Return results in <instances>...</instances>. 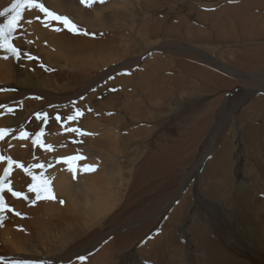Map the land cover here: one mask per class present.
Segmentation results:
<instances>
[{
  "label": "bare ground",
  "instance_id": "6f19581e",
  "mask_svg": "<svg viewBox=\"0 0 264 264\" xmlns=\"http://www.w3.org/2000/svg\"><path fill=\"white\" fill-rule=\"evenodd\" d=\"M12 1L0 0V12L10 9L0 18V24L15 15ZM60 1L41 0L50 11L70 16L82 28L110 29L109 33L114 27L117 32L111 31L113 38L106 39L105 35L96 41L83 33L66 37L49 34V27L34 22L37 16L43 17L42 13L35 8L19 10L10 42L17 47L22 36L18 28L28 27L27 44L37 49L45 67L27 56L19 61L0 49V104L9 102L6 107L14 110L0 109V128L10 129L0 140V156L24 165L20 168L13 164L7 177L13 191L24 195L15 197L6 188L0 191L4 202L14 210L0 211V255L5 256L7 264L19 260L54 264L71 253L72 264H126V258L117 253L137 245L136 252L156 264H264V12L250 11L264 6V0H104V7L115 8L107 15L104 7L97 5L100 0L93 2L97 5L94 7L88 3L89 10L75 0ZM87 43L92 47H86ZM142 56L145 58L140 61ZM44 70L50 74L44 76ZM229 80L235 85L257 82L262 89L253 92L242 88L233 97L209 95L206 104L198 107L201 97L195 92L203 90V82L205 90H216ZM95 83L97 88L89 90ZM53 89L61 94H52ZM85 91L88 93L83 97ZM27 94L39 95L43 101L62 99L60 102L66 101L69 108L77 107L83 113L70 120L68 117L75 113L66 109V149L61 147V135L54 137L53 133L40 137L44 145L50 141L51 150L35 147L29 137L17 138L21 127L27 131L35 126L46 132L47 125L55 122L43 124L35 118L37 115L33 118L29 112L35 113V104L31 101L13 103ZM238 96L242 100L235 105ZM218 106L219 112H213L212 108ZM174 110L178 112L172 117ZM210 116L220 139L208 136L204 141L203 121ZM232 121L240 126V145L233 143L236 133L230 127ZM163 124L170 128L178 124L181 131L184 129L179 139L196 136L195 155L201 149L211 154V163L200 177L197 174V182L208 185L213 198L209 221L204 217L209 203L201 199L192 206L189 199L177 198L172 208L168 205L171 210L159 218L151 215L154 203L145 209L154 197L149 195L146 202L141 199L146 192L139 188V174L148 170L150 181L159 176L163 163L156 156L170 147L163 137ZM71 128L90 134L68 131ZM42 150L46 153L38 156ZM238 153L241 159L234 160ZM64 155L85 159L75 162L64 159ZM47 158L49 161L43 164ZM73 163L77 166L75 178L69 170ZM38 164L44 167H35ZM83 165L95 168L81 170ZM8 166L7 159L0 160V176ZM25 168L37 176L38 186L41 180H47L51 192L59 187L64 210L56 200L60 196L36 200L35 193L28 192L27 186L33 181ZM239 176L242 180L237 179ZM122 201L124 209L117 206ZM134 201L139 202L142 212L139 218L142 214L151 217L141 222L138 230L149 227L151 231L142 238L139 232H128L129 242L115 235L135 221L134 214L129 215L131 221L125 217ZM218 202L225 205L226 214L216 210ZM190 208L193 217L188 216ZM201 209L204 216L199 213ZM55 212L65 215L67 221L60 216L52 218ZM6 216H10L9 224L5 223ZM188 222L192 225L185 227ZM198 222L207 229L204 231ZM181 225L186 242L179 233ZM28 228H34V233H27ZM135 238L139 239L137 244L132 243ZM66 245L69 249L65 253ZM111 245L116 256L110 253ZM80 256L85 259L81 261ZM130 263L143 264L138 260Z\"/></svg>",
  "mask_w": 264,
  "mask_h": 264
},
{
  "label": "rangeland",
  "instance_id": "374dc122",
  "mask_svg": "<svg viewBox=\"0 0 264 264\" xmlns=\"http://www.w3.org/2000/svg\"><path fill=\"white\" fill-rule=\"evenodd\" d=\"M75 1L80 6L86 8L87 10H89L88 8H90V7H89L88 4H82L80 2V0H75ZM14 2H15V0L12 1V3H14ZM37 2L42 3L41 0H37ZM60 2H66V0H62ZM90 2H92V4H93V2H95V0H92V1L90 0ZM102 4H104V2L103 3L100 2L97 5L99 7H102V6L104 7V5H102ZM94 5L97 6L96 4H93L92 6L94 7ZM90 6H91V4H90ZM114 9L115 8L112 7V6H105L104 7V12L107 15V14H109V11L110 10H114ZM255 9H257V11H259V12H264V6H258V7H255L254 9L250 8V11L251 10H255ZM19 10H21V9H19ZM37 11L39 12L38 9H37ZM7 12L10 13L9 11H7ZM7 12H4L3 11V15L0 16V18L6 17L7 16V14H6ZM53 12H55V13H57L59 15H62L63 14V13H59L57 11H53ZM40 14H41V12H40ZM41 15L44 17L43 13ZM63 15H66V14H63ZM88 15L93 16V13L91 11H89L88 12ZM66 16L69 17L79 27V29L81 30L80 33L74 34L73 32L67 30L61 24H59L58 22H55V21H53V22L50 23V25L48 26L49 28L45 27L44 25H42V27L45 28V29L47 28L49 34H51L52 32H54L56 34H63L65 37H66V35L67 36L68 35L79 36L82 33L83 34L84 33H87L85 35L87 37L94 38L95 41L99 37H102V36H105V35H107V38L106 39L113 38L115 35L111 31L117 32V31L114 30V27H112L113 29L109 33L107 31H109L110 29L109 30L108 29H103V30H97L96 31L93 28H89V27L88 28H82L70 16H68V15H66ZM43 17H40L39 21H38V19L34 18V22L35 23H42L41 21L44 19ZM56 27H60L61 30L60 31L54 30ZM18 31L22 33V36L20 35L19 40L17 41V45H16L17 48H19L20 51H21V56H20V58L18 60L20 61L21 59H23L24 57H26V55H24V54L27 53L28 55H31L33 57H36L37 59H32V60H34L37 65H40L41 67L44 68L45 66L42 65V63L40 62V55L38 54L37 49L35 47H31L29 44H27L28 27L27 28L24 27L23 29L18 28ZM13 37L16 38L15 36H13ZM21 37H23V38H21ZM84 45L86 47H92L90 45V43H87V44H84ZM93 46H94V42H93ZM255 48H258V47H255ZM251 49L252 48H249V55H250V50ZM258 49L262 52L261 48H258ZM244 52H245V50H244ZM137 53L138 52L131 53V55H134L135 56ZM141 58H142V60H141ZM141 58H140V61H143L144 58H145V56H142ZM20 65L21 64L18 65V68L21 69ZM238 67H239V65L237 66V68ZM262 67H264V65H262ZM43 72H44L43 73L44 76L50 74V73H46V70H44ZM253 72L254 71H251L252 74H253ZM246 75L247 76H250L251 74H250V72H247ZM30 76H32V75H30ZM46 77H48V76H46ZM52 78H49V79H52ZM57 81H59V80L57 79ZM192 81H194V80H192ZM242 84L239 83V84H236L235 85V83L232 80H229L228 83H225L224 86H220L219 87V85H218L216 90H211V88H210V90H205V88H204V82H203V90H199V91H196L195 92L198 96L201 97V102L198 105V107H202V106H204L206 104V97L209 96V95H214V97H217L219 94H222V95H225L226 97H233L235 94L238 93V90H240L242 88L243 89H246L248 91H253V92L255 90H257V89H262V86L260 84H257V82L254 85L249 84V83L243 84V85ZM97 85L98 84L95 83L92 87H90L89 90H93L94 91V89L97 88ZM114 89H115V91H118L119 88H116L115 87ZM5 91H8V89H5ZM242 92H244V91H242ZM242 92L240 94H242ZM87 93H88V91H85L83 93V97H85L87 95ZM52 94H54V95L55 94L56 95H60L61 93H60V91H57V89H53L52 90ZM251 94H253V93H251ZM0 95H1V92H0ZM261 96H264V94L261 95ZM38 97L40 98L39 95H36L35 96L34 94H27V95H23L22 98L13 101V103H18V102H22V101H25L27 103L28 101H31V104H35V107L36 108L34 107V111H33L35 113L32 114V113L29 112V114H31L33 116V118H34L36 116V113H40L41 115L39 116V118H37V116L35 118L36 119H39V120H42L44 122L43 124L48 123L47 122L48 120L55 121L54 124H52L50 126H49V124L47 125L48 126V130H46V132L37 129L35 126L30 127L26 131L28 133V136L27 137H29L30 139L33 140V138L35 137V134L37 132H42L43 138H44V136H50V135H53V134H54V137H59L61 135L60 136V138L62 139V141H61V147L63 149H66L68 147V144L66 143V134H65L66 133V131H65L66 130V124H65L66 123V120L65 119L67 117L66 115L69 116V114H66V109L69 108L70 104L67 105V102L66 101L65 102H60V101H63V100L62 99H59V98L56 100V99H53V97H51L49 100L50 101H53V102L50 103V101L48 99H44V101H43L42 100L43 98L42 99L40 98V100H41L40 101V100L37 99ZM240 97L243 98V96H241V95H240ZM240 97L238 96V99L234 100L233 103H236L235 105H237L239 103V100H242ZM39 101H40V103H39ZM8 104H9V102L2 103L0 105L7 106ZM20 107H21V105H19L20 111H24L23 110V107H21V108ZM76 108L77 107L69 108L71 110V113L72 114L73 113H76V110H77ZM5 109L8 110V107H6ZM212 110H213V112H219L220 106L216 107V109L215 108H212ZM177 112H178L177 110H174L172 112V117ZM44 113H46V114L48 113L46 117L43 115ZM57 116L60 117L59 120L56 119ZM231 117H232V115H231ZM170 120H168L167 122H170ZM259 120H261V119H259ZM203 122L206 125L205 126L206 127L205 128L206 135L204 137V141H205V138L208 137V136L209 137L212 136V137H214V139H220L218 137V135H217V130L214 128L215 122H214L213 119H211V116H210V119L209 120L208 119H205V121H203ZM234 123L235 122H233V121L231 122V124L233 126H231V124H230V127L232 128V130L236 133V137L234 139V142H233V140H232V142L235 143L236 145H240V139H239V134H238L240 126L238 124H234ZM20 130L22 131L23 128L21 127ZM64 131H65V133H64ZM162 131H163V137H164L165 141L168 144H170V147H168L163 152V154H161L160 156H156V158L159 159V160H161L162 163H163L162 167H160L158 178H155L152 181H150L151 178H152V175L148 176V174H147V173H149L148 170L145 173L143 172V174L142 173L139 174V177L141 176L140 177L141 178V181H140L141 182L140 183L141 186L139 185V188H141L140 190L146 192L145 194L142 195L143 198H141V199H145V202H146V201H150V200L147 199L149 195L152 196V197H154V200L153 201H150L149 203H147L145 209L147 207L150 208L151 204L154 203V205L152 204L151 215L154 218H159V215H164V214L168 213V211L171 210V209H167V207L172 202H176L174 200H176L177 198H179L180 201H181V199L182 200L189 199V201L191 202V205L192 206H194L197 203V201H198L197 199H201L200 201H203L204 203H209V206H208L209 209L207 210V213H208L207 216H204L203 215V210L202 209L199 211V213L202 216L208 218L207 221H209V219H210V217L212 215L213 209H214V204L212 203L213 198L210 196L208 185L202 184V183H200V181L198 183L197 180H198V175L200 177L201 174L203 173V170L205 169V166L211 163V157H210L211 154L207 155L208 151H205V149H201L202 151H198L196 153V155H195L193 149H194V145H195L196 136H193V135L192 136L190 135L189 137L185 136L186 138L182 136L181 139H179V136L183 133L184 129H183V131H181L179 129V125L178 124H173L171 126V128H170L169 125L163 124ZM237 134H238V136H237ZM45 143L47 145H50L51 144L49 140L48 141H45ZM46 144H45V146H47ZM62 144H64L65 147ZM65 144H67V145H65ZM182 144H184V145L182 146ZM37 145H34V146L35 147H38L39 149L44 148V147H42L39 144H37ZM70 145H72V144H70ZM178 146L180 147L179 149H177ZM182 147H183V149H182ZM198 147L200 148L201 145H198ZM182 150L183 151L185 150V152H183ZM43 151L44 150L39 151V153L37 152V155L43 157V155L46 153L45 151L44 152ZM63 157L66 158V155H64ZM198 157L199 158L201 157V158L199 159ZM59 158H57V160ZM238 158L241 159V154L240 153H238L236 155V157H234V160L235 159L237 160ZM153 160L155 161L154 158H153ZM48 161H49V159L47 158L46 161H43V164L45 162H48ZM206 161H207V163H206ZM73 165H75V164L73 163ZM148 169H149V167H148ZM237 179L238 180H242V178L240 176ZM148 182H150V183H148ZM142 191H140V192H142ZM147 191H150V192H147ZM53 193H55V194H53ZM57 193H62V192H60L59 187H53L52 194H53V196L56 195L57 198L60 196L58 199H56L55 196L54 197L58 201V203H60V205H59L60 209H63L64 210V203H61L60 202V201H63L64 202V200H63L64 199V197H63L64 195H63V193H62V195L61 194L59 195ZM179 194H180V196H178ZM59 199H60V201H59ZM140 202H142V201H140ZM7 203L8 202H6V204ZM124 204H125L124 201H122L117 206L119 208H123L124 209ZM172 204H174V203H172ZM172 204H171V206L169 208H172ZM8 206H10V205H8ZM138 206H139V202L138 201H136V202L134 201L133 204L131 205V207L133 209H130L128 212L125 213V215H126L125 217H127L129 219V221H131V218H130L129 215L130 214H134L133 220H135V221L129 222V225L124 226L122 229L118 230L116 232L115 237L117 235L118 236L120 235V236H123L124 238H126L130 242L131 239H130V236H129V233L128 232H134V231H135V233L139 232L138 233V236H140V238H142L141 236H143V237L146 236L147 233L149 234V232L151 231V228H149V227H146V228L145 227H142V229L144 231H141V230L139 231L138 230V229H141L138 226L141 222L146 221L147 219L151 218L150 216H148V214H146V215L145 214H142L143 217L142 218H139L142 212H140V210L138 209ZM142 206H144V205L142 204ZM155 206L157 208H155ZM165 207H166L167 210L166 209L164 210ZM159 208H160V210H159ZM182 209H183V206L180 208V211H182ZM5 210H7V209H5ZM216 210H221V212L223 214H226V212L228 211V210H226L225 205L223 203H221V202H218L217 203ZM59 216H60V213L59 212H55V214H53L51 217L52 218H57ZM64 216L65 215H63V216L61 215L60 217L62 218V220L64 222H66L67 220H66V217H64ZM188 216L189 217H193V210H191V208L188 211ZM8 217H10V216H6V219L4 218L6 224H7V222H8V224L10 223ZM189 217H187L186 220H189ZM191 225H192V222H188V223H186L185 227H190ZM198 225L199 226H203L202 223H200V222H198ZM180 227L181 228H179V231L182 229V233L179 232L180 234H182L181 239L186 242V236L183 233L184 227L182 225ZM203 229L205 231L207 229V227H204L203 226ZM84 230H86V229H84ZM31 232L34 233V228L33 229L32 228H28L27 229V233L31 234ZM108 237H111V236H108ZM187 238L189 239L188 236H187ZM138 241H139V239H136V240L132 241V243H136L137 244ZM113 242H115V241H113ZM187 245H188V243H187ZM68 246L69 245H66V251H65V253L69 249ZM189 247H190V244H189ZM136 248H137V245L135 247H129L128 250L127 249H123L122 250L123 253H117V256L118 255L124 256L126 258V261H125L126 264H131L130 261H132V260H138L139 262H142L143 264H156V263H153L147 257L140 256L136 252ZM111 250H112V245H111V248H110V253L115 254V256H116V252L115 251H111ZM95 251H97V250H95ZM92 253H94V252H91L90 254H92ZM73 256H74L73 253L67 254L66 255V260H63L61 262H55L54 264H72L73 263ZM252 257H253V255H252ZM4 259H5V256L0 255V264H7V263H9V262H6ZM127 261H129V262H127ZM34 262L35 261H33V260L32 261L31 260H19V261L15 262V263H17V264H34ZM35 263L36 264H38V263L43 264V261L42 260H38V262H35ZM44 264H47V263L45 262Z\"/></svg>",
  "mask_w": 264,
  "mask_h": 264
},
{
  "label": "snow or ice",
  "instance_id": "6c2138e0",
  "mask_svg": "<svg viewBox=\"0 0 264 264\" xmlns=\"http://www.w3.org/2000/svg\"><path fill=\"white\" fill-rule=\"evenodd\" d=\"M80 2L82 4H88L90 3V0H80ZM101 3L104 2V0H100ZM28 8L29 10L35 8L38 9L39 12L44 14V19L41 21L43 23V25L45 27H48L50 25L51 22L55 21L58 22L59 24H61L64 28H66L67 30L73 32L74 34H78L80 33V29L79 27L66 15H59L53 11H50L47 7L44 6L43 3H39L37 2V0H15V2L11 5V11L15 13V15L10 16L7 21L4 24H0V49H4L8 54H10L11 56L15 57L16 59H19L21 56V51L19 48L13 46V44L10 42L11 38H12V32L14 31V29L17 27V21L20 18V13H19V9L22 8ZM5 12L9 11V9H4ZM3 15V12H0V16ZM36 19H40L39 16L36 17ZM28 23H31V20L28 21ZM54 30L56 31H60L61 28L60 27H56ZM87 34V33H84ZM29 43H31V41H29ZM24 55L27 56V59L32 60V59H37L36 57H33L31 55H28L27 53H25ZM3 59H8V56H4ZM111 79V77H110ZM114 90V89H113ZM39 99V97H38ZM5 105H0V108H5ZM91 110V109H89ZM9 112H13L14 110L12 108H8ZM37 117H39L41 114L40 113H36ZM45 117L47 116L46 113L43 114ZM83 115V113L77 109L75 116H69L68 119H75L77 116ZM57 120L60 119L59 116L56 117ZM10 131V129L4 127V128H0V140L4 139V136ZM68 131L71 132H78V133H82V130L78 129V128H71L68 129ZM82 134H90V133H82ZM42 135V132H37L35 134V137L32 140L33 145H41L42 147H47L49 150H51V145H43L40 137ZM28 136V133L26 131H21L19 133V136L17 138L23 139L26 138ZM7 159L8 162V167H5L3 170V176H0V191H2L3 189H7L8 192H11L13 196L15 197H20L22 195H24L22 192L19 191H13L11 185V181L7 180V177L10 175V168L13 164H15L17 167L20 168H24V165L19 163L18 161H14L11 157H4V156H0V160H5ZM64 159H70V160H83L85 159L83 156L77 155V156H73L70 158H64ZM35 167H39V168H43L44 165H36ZM95 166L94 165H83L81 170H94ZM70 171L73 172V178H75V173H76V169L72 168L70 166ZM24 171L32 176V183L28 184L27 186V190L28 192H34L35 196H36V200L39 199H53L54 196L51 192L50 187H48V181L47 180H41L40 185H37V176L34 175L31 171H29V169L25 168ZM42 191L45 193V195H42ZM25 199H27V196H25ZM61 203H63V201H60ZM32 203H35V200H32ZM7 209L8 211H14L13 209H11L5 202L2 196H0V211H3ZM15 215L17 216H22V213L20 212H15ZM78 259H80L81 261H83L85 259L84 256H80L78 257Z\"/></svg>",
  "mask_w": 264,
  "mask_h": 264
}]
</instances>
